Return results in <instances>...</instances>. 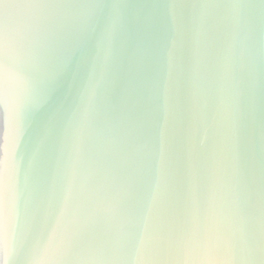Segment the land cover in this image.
<instances>
[{
  "label": "water",
  "instance_id": "1",
  "mask_svg": "<svg viewBox=\"0 0 264 264\" xmlns=\"http://www.w3.org/2000/svg\"><path fill=\"white\" fill-rule=\"evenodd\" d=\"M0 264H56L76 225L103 259L189 232L264 245V4L0 0ZM23 106V118L18 110ZM232 260L231 255L222 257ZM132 264H135L133 260Z\"/></svg>",
  "mask_w": 264,
  "mask_h": 264
},
{
  "label": "snow or ice",
  "instance_id": "2",
  "mask_svg": "<svg viewBox=\"0 0 264 264\" xmlns=\"http://www.w3.org/2000/svg\"><path fill=\"white\" fill-rule=\"evenodd\" d=\"M43 2V0H41ZM175 3L185 5L193 2L205 6H229L237 7L245 0H174ZM264 4V0H261ZM9 65L6 57L5 44V23L0 20V126L7 118L6 99V77ZM18 118L22 119L24 108L18 110ZM3 141H0V238L3 237V217L5 211V191H6V151ZM147 239L140 237L128 244H121L110 254H106L103 259L94 258L91 254L90 235L88 231L76 225L65 237L62 244L61 258L56 264H158L157 261L149 260L145 257ZM159 251L162 256L173 257L172 264H264V245L259 253L252 249L238 261L237 250L233 246L225 247L222 243L214 242L211 237L203 232H189L177 244L171 241L162 240L159 244ZM18 255L15 244L12 251L2 258V264L10 262ZM231 255L232 260H225L222 257Z\"/></svg>",
  "mask_w": 264,
  "mask_h": 264
}]
</instances>
